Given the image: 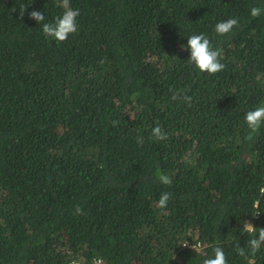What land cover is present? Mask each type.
<instances>
[{"label":"trees","instance_id":"16d2710c","mask_svg":"<svg viewBox=\"0 0 264 264\" xmlns=\"http://www.w3.org/2000/svg\"><path fill=\"white\" fill-rule=\"evenodd\" d=\"M70 4L78 30L57 42L42 31L56 0H0V264H202L215 246L264 264L244 227H264V124L249 140L245 122L264 106V0ZM193 34L223 71L191 63Z\"/></svg>","mask_w":264,"mask_h":264},{"label":"clouds","instance_id":"9594fccd","mask_svg":"<svg viewBox=\"0 0 264 264\" xmlns=\"http://www.w3.org/2000/svg\"><path fill=\"white\" fill-rule=\"evenodd\" d=\"M56 5L63 9L61 15L55 17L53 22L43 23L42 31L47 38H51L57 42L65 41L70 34L77 32V21L76 18L80 15L79 9H73L70 4V0H56ZM27 5H22L20 8V15L23 17ZM262 10L258 6H253L250 9V15L252 17H258L261 15ZM29 18L36 20L38 23L45 20V15L38 11L33 10L28 13ZM238 26V20L235 18L227 19L226 21L218 22L215 25V32L218 35H225L230 33L234 27ZM187 49L190 50L189 59L192 64L202 73L216 74L223 71L225 65L221 63L222 53L219 49H214L210 39L204 34H193L188 36L187 39ZM172 100H182L191 106V97L187 95L186 92L177 91L173 92L171 97ZM245 122L248 128L251 130L247 139L251 140L252 133L259 130L262 124H264V106L256 107L254 110H250L245 115ZM115 123V122H114ZM151 135L157 141H163L168 138L167 133L164 132L162 127L157 124L151 130ZM143 139L138 137L137 143H142ZM159 182L163 185H171L172 180L166 174L158 175ZM170 199V194L168 192H163L158 200L157 207L160 209H166L168 201ZM75 214H82V209L79 205L75 207ZM246 231L253 235V238L248 241V247L252 254L259 251L262 244H264V227L259 228L257 233V228L251 223L246 222ZM185 246L186 243H185ZM195 249V248H194ZM196 251V249H195ZM236 251L239 256L246 257V252L243 247L237 244ZM213 257L205 258L202 264H228L225 252L223 248L215 246L213 248ZM80 264V263H75ZM96 264H101L99 261Z\"/></svg>","mask_w":264,"mask_h":264}]
</instances>
